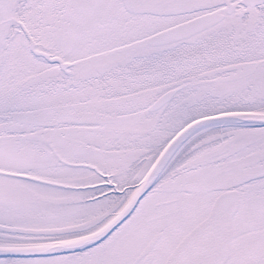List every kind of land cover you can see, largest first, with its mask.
<instances>
[{"label":"snow or ice","instance_id":"snow-or-ice-1","mask_svg":"<svg viewBox=\"0 0 264 264\" xmlns=\"http://www.w3.org/2000/svg\"><path fill=\"white\" fill-rule=\"evenodd\" d=\"M0 264H264V0H0Z\"/></svg>","mask_w":264,"mask_h":264}]
</instances>
